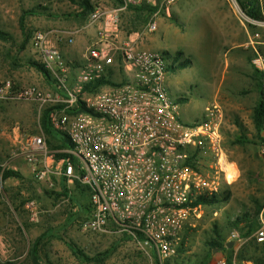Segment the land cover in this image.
Returning <instances> with one entry per match:
<instances>
[{"label":"built area","instance_id":"2783aa9c","mask_svg":"<svg viewBox=\"0 0 264 264\" xmlns=\"http://www.w3.org/2000/svg\"><path fill=\"white\" fill-rule=\"evenodd\" d=\"M123 1L122 7L94 5L87 24L97 36L76 67L51 43L52 31H34L32 47L60 90L29 85L14 98L52 108V125L74 144L78 165L64 158L56 161L43 133L27 136L22 155L34 177L51 187L58 174L69 185L79 180L89 188L88 198L79 203L86 211L81 231L127 233L154 249L164 264L176 255L186 220L203 207L194 203L221 193L237 181L240 170L226 148V112L218 96L173 97L166 83L172 61L158 50L141 47L143 35L158 30L159 15L171 17L180 0ZM145 2L157 10L141 31L126 34L123 11ZM252 60L262 73L252 90L264 94V55L256 51ZM103 79L107 82L99 83ZM12 91L10 80L0 86V104L13 98ZM81 106L85 109L77 110ZM260 152L264 157V144ZM59 165L61 171L55 169ZM27 207L35 220L36 202L30 200ZM258 220L253 236L264 243V210ZM243 233L233 230L229 241L243 245ZM216 264L255 261L246 258L240 263L236 256Z\"/></svg>","mask_w":264,"mask_h":264},{"label":"rangeland","instance_id":"374dc122","mask_svg":"<svg viewBox=\"0 0 264 264\" xmlns=\"http://www.w3.org/2000/svg\"><path fill=\"white\" fill-rule=\"evenodd\" d=\"M196 1L191 0V3ZM36 4L46 5L49 8L48 15L61 17L55 20L69 23L68 29H76L77 26H82L87 20V17L84 19L70 15L78 10L71 0H0V28L10 31L20 38L21 31L18 22L20 12L22 9H28ZM95 4L110 7L109 0L96 1ZM180 5H184L183 0ZM227 5H230L235 16L240 17L238 20L241 23L244 21L248 30L252 31L250 28L264 29V20L260 24L259 22L256 24L252 22L255 20L243 12L237 0H229ZM3 12L5 17H3ZM188 13L187 10L186 18H182L181 23H179L180 21L176 23V17H168L162 12L158 17V30L154 33L144 34L141 47L158 50L166 56L169 62L172 61L166 83L173 97L196 100L206 95H217L225 108V144L229 156L238 164L240 175L236 182L224 189L230 192V198L227 201L203 205L202 209L186 220L187 222L180 232L177 242L179 243L183 233L188 235L187 252L184 255L188 261L196 263L206 253L209 254L206 242L215 235V227L229 238L227 233H230L235 227L238 228L237 223L230 225V222L235 221L237 216L242 215L245 211L253 212L257 202L260 205L264 200V157L260 152L261 143H247L245 145L234 143L236 138L242 136V133L251 140L255 138L257 133L253 120L257 93L251 88L253 82L251 81V85L250 83L247 85L246 91L250 93L246 94L236 87L237 81L232 80V77L236 78L239 73L241 77H243L242 73L244 72L251 73L252 66L247 60L246 53H251L254 46L248 44L245 46L246 48L241 50L242 52L237 48L235 52L229 53V56L233 55L231 58L234 59V62L229 76L227 74L224 76V54L229 46L213 41L214 38H218L217 35H212L214 30H217L212 27L213 13L208 12L209 20L203 22V31L207 32L205 39L213 41L210 44L214 50L212 55H206L207 52L204 50L203 43L198 44V53L194 51L196 49L195 41L198 40L196 39V31L199 25L197 21L199 11L191 20L187 18ZM33 19L30 18L34 27L30 26L33 32L36 27L37 29H45L41 23H36ZM122 19L123 25L128 22V17L124 13ZM168 24H177V27H181V29L187 26V31H178L175 26H171L170 29ZM220 25L222 26L221 20ZM221 26L216 28L221 30ZM87 42L89 43L83 45L82 49L85 50L90 44V41ZM7 46L8 44L0 42V86L10 80L13 87L19 88L22 92L26 86L36 85V83L25 85L21 76L16 78L13 75V68H9V62L4 56ZM9 47L14 46L9 44ZM204 55L210 58L206 59ZM189 56L192 62L187 67L177 68L173 66L174 58L182 61ZM237 60H239L238 66L242 65L243 67L237 66ZM24 63L25 65L22 67L25 68L28 63L26 64L25 61ZM24 71L26 81H29L33 75L26 68ZM14 99V101L8 100L0 104V111H3V113L0 112V165L20 172L23 178L10 177L3 181L0 175V263L23 259L26 251L24 244L28 239H35L46 232L48 235L45 238V252L54 264H99L89 263L75 256L68 244L69 242L76 243L89 257L110 252L102 264H157L150 246L121 232L112 231L101 234L81 231L80 223L86 218V211L78 206L68 209L66 206L68 199L64 197L59 202L56 201L59 197L56 192L62 191V176L57 174L53 177L55 180L53 187L48 181H40L34 177L30 165L22 155V151L29 134L42 133L40 116L45 108H39L37 103L28 99ZM7 124L9 127H4ZM55 169L61 171L62 165ZM67 185L73 192H77L74 185L68 183ZM18 192L20 194L14 202L12 199ZM219 194L221 196L222 192ZM30 200H34L38 206V214L35 220L31 219V212L27 207ZM16 203H22L24 213L23 211L17 212ZM24 219L30 222V228L20 230V225L23 224ZM244 246L242 245L240 248ZM217 255V252L213 250L208 257L207 264H216L219 261L216 258ZM158 259L161 263L159 257Z\"/></svg>","mask_w":264,"mask_h":264},{"label":"trees","instance_id":"16d2710c","mask_svg":"<svg viewBox=\"0 0 264 264\" xmlns=\"http://www.w3.org/2000/svg\"><path fill=\"white\" fill-rule=\"evenodd\" d=\"M96 1L100 0H71L72 3H74L78 10L74 14H70L71 16L76 17H82L86 18L90 12L93 10L94 5ZM112 1V3L115 6L122 7L124 5L123 0H109V2ZM239 3L241 9L243 12L250 17L253 20L263 21L264 20V0H237ZM49 8L46 5L43 4H36L28 9H23L20 17H19V28L21 31V35L23 39L21 41H18L15 34L11 33L10 31L4 30L0 28V42H4L8 44L7 50L4 51L5 59L8 60L9 64L12 66V68H17L19 66H24L25 63H22V58L19 57L16 52H21L24 50L33 33V29L29 26V20L30 16H33L38 13L48 12ZM157 10V6H152L148 3H143L142 5H130L126 8L123 13L128 17V22H126L123 25V28L126 33H131L132 31L139 30L141 27H144L146 22L149 20L151 15ZM122 13V14H123ZM13 45L14 47H9ZM261 53L262 50H261ZM181 54V53H180ZM264 54V53H263ZM250 63L252 65V77L256 80L262 77L261 71L257 68V66L253 63L252 56L249 58ZM30 61H26V64H29ZM190 58H186L182 61H178L177 58H174V64L173 66H176L177 68H185L191 63ZM27 64V65H28ZM36 69L42 73L45 81L47 82L48 86L51 87V90L58 91L60 90L57 81L53 78L51 73L47 70L45 67L43 61H35L33 62ZM107 82L106 80H101L99 83ZM15 88V87H13ZM242 93H250L249 91H242ZM85 109L84 106H81L77 110H83ZM51 112L52 108H45L42 111V114L40 116V125L42 133L45 135L47 139V143L49 146V149L54 152V156L56 161H60L61 159H68L74 162V164L78 165V157L72 153L74 149V144L72 141L67 137V135L63 134L61 131L56 129L51 122ZM253 120L255 123V127L257 130V133L255 135V138L252 140L249 139L244 133H242V136L239 138H236L234 143H238L241 145H245L247 143H254V144H264V136L262 135V131L264 130V94L263 93H257V100L254 106V114H253ZM63 168V167H62ZM0 175L2 177V180L5 181L10 177H18L22 179V175L20 172L14 171L12 169H9L7 167H4L3 165H0ZM61 190L59 192H56V194L59 196L56 200L59 202L62 197L68 199V206L67 208H73L74 206L79 207V203L82 200H86L89 196V188L86 185H83L79 180L75 181L74 188L76 191L73 192L72 189L68 188L66 177L63 176L62 178V185ZM55 192V191H54ZM20 193H16L14 198L12 199L14 202L18 198V195ZM230 198V192L229 191H222V194H213L212 196L208 197H201L199 198L194 205H206V204H216L222 201H227ZM81 199V200H80ZM23 202V201H22ZM16 210L17 212H22V203H16ZM263 209V204L258 205V202L256 204V207L253 212L245 211L242 215H238L235 221H231L230 225H235L238 221H240L243 218L251 219V223L249 226V229L243 234L244 237H250L249 241L245 244L244 247L240 248L238 257L240 256L241 259L246 258H253L255 261V264H264V257L262 255L255 257L254 255H246L248 248L254 247V252H260L264 254V243H258L256 241V238L253 236L255 231L257 230L259 226V220L258 215ZM24 213V211H23ZM30 228V222L26 219H24V222L22 225H20V230L28 229ZM215 235L211 237L210 240L206 242L207 249L209 251V254L206 253L203 258L198 259L196 263H191L190 261L185 258V253L187 252V239L188 235L186 233H183L180 236L179 243L177 245V252L176 255L165 261L164 264H207L208 257L210 256V253L214 249H226L228 238L226 235L222 233L217 227H215ZM48 233H44L35 239H26V243L24 246H26L25 251V257L23 259H19L17 261L8 260L4 263L0 264H54L51 260L48 254L45 252V238L47 237ZM124 235L129 236L127 233H124ZM131 237V236H129ZM132 238V237H131ZM139 238L142 240L145 237L143 235H139ZM71 250L73 251L74 255L77 256L80 259H84L85 261H88L89 263H104L105 259L108 258L110 255V252L101 253L99 255H96L94 257H89L84 251L74 242L68 243ZM244 245V244H243ZM155 259L157 260V264H161L158 259L157 252L153 249ZM232 258L229 259L231 261Z\"/></svg>","mask_w":264,"mask_h":264},{"label":"crops","instance_id":"0c3cea01","mask_svg":"<svg viewBox=\"0 0 264 264\" xmlns=\"http://www.w3.org/2000/svg\"><path fill=\"white\" fill-rule=\"evenodd\" d=\"M181 1L182 0L178 1L172 7V16L171 17H173V18L176 17L175 18L176 23H178V21H180L179 23H181L182 22L181 19L186 18L187 10L189 11L188 17H187L189 20L193 19L194 16H196V13L199 11V14H198L199 19L197 20L199 22V25L197 27L198 30L196 31V39H198V40L195 41V39H194V41L196 43V49L194 51H196L198 53L197 48H198L199 43L200 44L203 43L204 50L207 52L206 55H212L214 53V50L210 46V44L213 41H215V43L223 44L227 47L229 46L228 50H226V52L224 54L225 55V62L223 64V66H224L223 68H224V72H225L224 76L226 74L229 76V73L231 72L232 64L234 62V59L231 58V57H233V55L229 56V53L235 52L237 48H239V51L242 52L241 50L246 48L245 47L246 45L252 44V46H254V50L252 49L253 51H251V53H248V54L246 53V57H247L248 61L250 60L249 59L250 56H252V59H253V56L255 55L256 51H259L261 53V50H262V52L264 53V40H263L264 39V37H263L264 29L250 28L252 31L248 30L244 21H243V23H241L238 20V19H240V17L235 16L232 9H230V5H227L229 3V0H197L196 2H193V3H191V0H183L184 5H180ZM261 1H263V0H261ZM110 7H118V6H115L112 3V1H110ZM22 11H23V9L21 10L20 15H21ZM208 12L213 13L214 18H213L212 27L217 29V30H214L212 35L218 36L217 39L214 38V36H213L214 39L212 42L210 40L205 39L207 32L203 31L204 30L203 22L204 21L208 22V20H209L208 19ZM3 14H4L3 17H5L6 15L4 12H3ZM48 14L49 13L46 11L43 13H38V14H35L33 16H30V18L33 19L35 17V19H33V21H35L36 23L37 22L41 23L42 26H44V28L46 30L52 31L51 43L55 46H58L61 49L62 53L64 54V56L66 57V59L69 62L73 63V65L75 67L83 64V62L85 61V50H84V48L82 49L81 47L83 45H86L87 43H89L87 41H90V43H91L96 38L97 33H96L95 28L93 26H88L87 20H86V22L82 26H79V27L77 26L76 29L75 28L68 29L69 23H66L64 21H56L55 20V19L61 18V17L55 16L52 14L48 15ZM20 15H19V17H20ZM39 17H40V19H37ZM220 20L222 21V26L220 25ZM18 22H19V18H18ZM207 22H205V23L207 24ZM252 22H254L255 24L257 22H259V24H260L261 21L255 20ZM31 23H32V21L30 20L29 26L34 28ZM171 26H175V28L178 31H181V30L187 31V26H186V28L181 29V27H177L178 26L177 24H173V25L168 24V28L171 29ZM220 26H221V30H219L220 28L219 29L216 28V27H220ZM231 28H232V30H231ZM36 29H37V27H36ZM260 32H262V33H260ZM33 33H32V37H33ZM17 39H18V41H21L23 39L22 35L20 38L17 37ZM257 39H259V40H257ZM230 42H233V43H230ZM16 54L22 58V63L24 61L26 62V60L30 61L29 64L25 68L30 71V73L33 75V77L29 81L28 80L26 81V76H25L26 73H25V71L23 72V70L25 68L22 66H19L17 68L13 67V70H12L13 75L16 78L21 76L24 81L22 79L21 80L23 81V83L25 85L36 83V85H39L43 89L51 90V87L48 86V84L45 81L42 73L39 72L36 69L35 65L33 64V62H35V61H42V60L40 58L39 53L32 47V38L30 39L27 47L24 50H22L21 52H16ZM206 55H204V57L206 59L210 58L209 56H206ZM189 58H190V56H189ZM236 64L238 66L239 60H237ZM250 66H252L251 63H250ZM11 67L12 66L10 65L9 68H11ZM238 67H243V66L240 65ZM250 71H251V73H248V72L242 73L243 77L240 76V73L238 74V76L236 78L232 77L233 81H237L236 87L240 91L247 90V88H248L247 85L249 83L251 85V81L252 82L255 81V79L252 77V72H253L252 67H251ZM20 91L21 90L17 87L13 88V91H12L13 92L12 93L13 98L7 99V100L3 101L2 103L6 102L8 100L14 101L15 95L19 94ZM0 112L3 113V111H0ZM3 116H4V114H3ZM4 127L7 128L9 126L7 124ZM262 135L264 136V130L262 131ZM16 139H18L17 136H16ZM261 204H263V209L261 210V211H263L264 210V200L262 201ZM250 223H251V219L243 218L239 222H237L238 228L235 227L234 229H232V231L235 229H239L245 233L249 229ZM231 232L230 233L228 232L227 234H229V236H230ZM244 238L247 240L244 243V245H245L249 241L250 237H244ZM231 241H229V238H228V243H227L228 248H226V250L214 249L218 254L216 256V258H218V260H221V259H230L232 257L237 256L240 263H242L243 259H241L240 256L238 257V253H239L240 247L242 245L238 241H233V242H231ZM246 251H247L246 255H254L255 257L262 255L264 257V254H262V253L256 252V251L254 252V247L248 248ZM230 254H232V255H230ZM225 256H227V257H225Z\"/></svg>","mask_w":264,"mask_h":264},{"label":"bare ground","instance_id":"6f19581e","mask_svg":"<svg viewBox=\"0 0 264 264\" xmlns=\"http://www.w3.org/2000/svg\"><path fill=\"white\" fill-rule=\"evenodd\" d=\"M235 175L237 176L238 175V172L235 170ZM236 176L233 177V176H230V181L233 182V181H236L234 179H236Z\"/></svg>","mask_w":264,"mask_h":264},{"label":"water","instance_id":"95a60500","mask_svg":"<svg viewBox=\"0 0 264 264\" xmlns=\"http://www.w3.org/2000/svg\"><path fill=\"white\" fill-rule=\"evenodd\" d=\"M231 242H233V241H231ZM231 244V243H230ZM230 246V245H229Z\"/></svg>","mask_w":264,"mask_h":264}]
</instances>
